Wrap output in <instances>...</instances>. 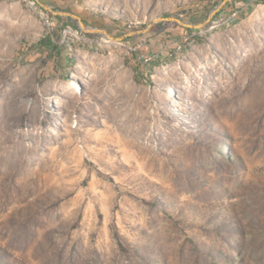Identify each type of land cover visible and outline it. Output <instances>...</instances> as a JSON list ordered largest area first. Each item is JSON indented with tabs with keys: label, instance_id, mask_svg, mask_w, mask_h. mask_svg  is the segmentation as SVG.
<instances>
[{
	"label": "rangeland",
	"instance_id": "rangeland-1",
	"mask_svg": "<svg viewBox=\"0 0 264 264\" xmlns=\"http://www.w3.org/2000/svg\"><path fill=\"white\" fill-rule=\"evenodd\" d=\"M0 264H264V0H0Z\"/></svg>",
	"mask_w": 264,
	"mask_h": 264
}]
</instances>
